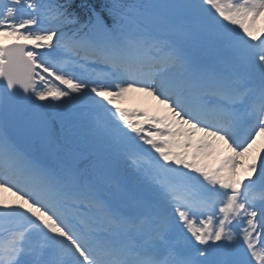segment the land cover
Wrapping results in <instances>:
<instances>
[{"label":"snow or ice","instance_id":"6c2138e0","mask_svg":"<svg viewBox=\"0 0 264 264\" xmlns=\"http://www.w3.org/2000/svg\"><path fill=\"white\" fill-rule=\"evenodd\" d=\"M262 17L264 0H0V264H264Z\"/></svg>","mask_w":264,"mask_h":264},{"label":"rangeland","instance_id":"374dc122","mask_svg":"<svg viewBox=\"0 0 264 264\" xmlns=\"http://www.w3.org/2000/svg\"><path fill=\"white\" fill-rule=\"evenodd\" d=\"M163 14L165 15V13H163ZM153 26L156 27V28H158V29L164 30V28H167L168 26H172V25H171V23L157 21ZM136 108H144V106H142L140 104ZM81 129H88V127L86 125H81V124H79V126H76L75 127V132H76V134H79V136H76V137H78L79 139L87 140L88 142H90L91 144H93V147L92 148H94V140L89 138V134L87 132H81L80 131ZM88 148H91V146H89Z\"/></svg>","mask_w":264,"mask_h":264},{"label":"bare ground","instance_id":"6f19581e","mask_svg":"<svg viewBox=\"0 0 264 264\" xmlns=\"http://www.w3.org/2000/svg\"><path fill=\"white\" fill-rule=\"evenodd\" d=\"M258 27L264 28V17L261 18V20L258 22ZM158 155V154H157ZM128 173V172H127ZM134 213V212H133ZM143 215V214H141Z\"/></svg>","mask_w":264,"mask_h":264},{"label":"trees","instance_id":"16d2710c","mask_svg":"<svg viewBox=\"0 0 264 264\" xmlns=\"http://www.w3.org/2000/svg\"><path fill=\"white\" fill-rule=\"evenodd\" d=\"M100 1L103 2L104 0H94V2H96V3H97V2H98V3H101ZM77 3H79V2H77Z\"/></svg>","mask_w":264,"mask_h":264}]
</instances>
